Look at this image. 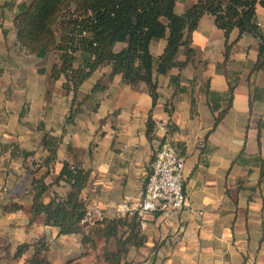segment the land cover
<instances>
[{
    "label": "crops",
    "instance_id": "1",
    "mask_svg": "<svg viewBox=\"0 0 264 264\" xmlns=\"http://www.w3.org/2000/svg\"><path fill=\"white\" fill-rule=\"evenodd\" d=\"M24 1L30 0H0V264H35L33 246L16 253L21 244L40 238L49 244L42 264L98 260L81 234H60L30 212L32 160L51 153L44 136L58 141L46 180H55L65 159L82 160L91 179L81 195L105 219L118 215L123 201L139 199L160 141L171 140L184 157V208L150 213L142 228L147 241L131 246L120 264H264V65L254 68L260 38L244 33L226 58L224 31L205 13L192 32V61L155 74V105L146 82L133 87L121 73L111 76L112 65L106 64L81 85V97H89L67 121L72 95L63 88L64 78L50 77L54 53L40 56L18 41L14 15ZM196 1L178 0L176 11L184 13ZM257 20L264 34L260 4ZM238 35L234 29L230 41ZM166 44V38L152 42L155 58ZM123 46L119 42L116 49ZM178 57L186 58V46ZM151 109L153 139L147 135ZM68 189L63 181L54 183L43 199L49 202ZM9 202L22 208L5 211ZM110 249H116L115 240Z\"/></svg>",
    "mask_w": 264,
    "mask_h": 264
},
{
    "label": "trees",
    "instance_id": "2",
    "mask_svg": "<svg viewBox=\"0 0 264 264\" xmlns=\"http://www.w3.org/2000/svg\"><path fill=\"white\" fill-rule=\"evenodd\" d=\"M178 0H30L18 4L14 15L20 45L31 53L45 56L53 52L56 60L50 69L52 79L64 78L63 88L72 95L67 121L72 120L89 95L81 97L80 87L102 65L111 64V76L121 73L127 83L136 87L146 82L153 98H158L156 73H168L173 67L184 68L192 61L196 51L191 46L192 32L205 13L214 16L226 38L225 56L230 55L237 39L244 33L260 38L258 59L254 68L264 65V34L257 20V6L264 0H197L184 13L176 11ZM237 29L238 37L230 41L231 32ZM166 38L167 44L158 58L151 52L154 40ZM124 46L117 50V43ZM186 46V58L180 60L179 50ZM234 86L229 87L230 106ZM220 116L217 117L216 124ZM156 120L152 109L147 120V135L154 137ZM50 150L47 158L32 160L33 203L30 212L42 215L46 224L55 225L60 234L78 233L91 251L99 249L104 240L102 255L107 264H120L131 246L140 247L147 241L137 214H118L112 219L83 222L87 211L82 191L91 179V170L82 160L65 159L55 180L48 182L50 161L56 157L58 141L42 139ZM72 152V146H69ZM31 154V153H28ZM44 171L40 172L43 167ZM65 182L66 195L55 194L49 202L44 196L54 183ZM22 208L17 202L4 205L5 211ZM264 226V222H263ZM112 240L116 249H110ZM33 246L32 261L42 264L49 249L48 242L40 238L23 243L16 255Z\"/></svg>",
    "mask_w": 264,
    "mask_h": 264
},
{
    "label": "built area",
    "instance_id": "3",
    "mask_svg": "<svg viewBox=\"0 0 264 264\" xmlns=\"http://www.w3.org/2000/svg\"><path fill=\"white\" fill-rule=\"evenodd\" d=\"M150 174L136 201L125 200L117 206L119 214H137L142 228L153 212L179 213L185 205L187 194L184 188L185 161L177 146L169 139L160 141L150 163ZM105 219L99 209H88L83 222L94 224Z\"/></svg>",
    "mask_w": 264,
    "mask_h": 264
},
{
    "label": "rangeland",
    "instance_id": "4",
    "mask_svg": "<svg viewBox=\"0 0 264 264\" xmlns=\"http://www.w3.org/2000/svg\"><path fill=\"white\" fill-rule=\"evenodd\" d=\"M102 241H103V240H101V239L99 240V249H98L97 251H94V252L91 253V255L93 256L92 259H94V258L96 257V255H97V258H98L97 262H95L94 264H107V262L105 261V259L102 260L101 258H99L100 256L102 257V252H99L100 249H102L101 247H103V244H101ZM101 245H102V246H101ZM100 246H101V247H100ZM111 247H113V244L111 245ZM103 258H104V257H103Z\"/></svg>",
    "mask_w": 264,
    "mask_h": 264
}]
</instances>
